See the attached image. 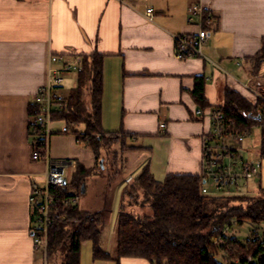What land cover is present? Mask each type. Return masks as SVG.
Returning a JSON list of instances; mask_svg holds the SVG:
<instances>
[{
  "label": "crops",
  "instance_id": "1",
  "mask_svg": "<svg viewBox=\"0 0 264 264\" xmlns=\"http://www.w3.org/2000/svg\"><path fill=\"white\" fill-rule=\"evenodd\" d=\"M198 2L214 17L204 51L221 69L175 57L172 35L197 32L188 8ZM147 8L154 10L153 23L142 16ZM263 45L264 0H0V264L40 259L29 196L44 165L31 159L29 113L47 83L49 54L69 62L94 52L104 56L103 130L131 136L127 144L138 150L121 154L129 153L128 161L147 154L144 167L163 182L170 174L200 173L201 136L211 122L196 115L201 108L191 94L195 78L205 77L208 110L223 103L227 88L249 98L223 71L264 90V62L253 75L248 61ZM72 76L77 84L78 75ZM58 136L64 135L52 137L51 157L81 163L76 138L69 146L68 138ZM81 164L93 167L94 156L91 166Z\"/></svg>",
  "mask_w": 264,
  "mask_h": 264
},
{
  "label": "trees",
  "instance_id": "2",
  "mask_svg": "<svg viewBox=\"0 0 264 264\" xmlns=\"http://www.w3.org/2000/svg\"><path fill=\"white\" fill-rule=\"evenodd\" d=\"M79 58L83 71L66 98L64 111L56 113L53 120L64 123L67 128L65 133L57 132V135L75 136L78 144L92 151L96 164L86 168L75 162L73 173L66 179V190L51 189L57 215L65 219H56L50 228L47 264H55L57 256H60L57 264H81V249L85 242H92L94 261H114L116 264L125 259L145 260L151 264H264V232L260 233L264 230V188H259L260 195L256 198L204 195L199 174H170L163 182H158L151 175L149 165L123 192L116 228V257L101 247V213L85 212L78 205H66L64 201L76 199L82 193L86 179L96 170L106 169L100 157L102 150L108 152L116 146L121 153L138 148L127 144L126 138L131 136L108 135L103 130L104 56L94 52ZM248 61L252 65V74L257 75L264 62V45ZM86 88L88 100L85 99ZM205 88V77H196L191 94L202 110L209 108ZM223 98L217 109L223 113L225 128L230 134L239 132L246 138L264 122L260 117V102L254 105L230 88L225 89ZM80 127L84 128L83 133L79 132ZM260 130L259 156L264 164V128ZM29 136H32L30 132ZM31 141L34 145L35 140L31 138ZM128 195L143 197L142 213L129 210ZM229 201L248 204L245 208L229 207ZM146 208L151 210L150 213L145 212ZM244 225H249L252 233L241 242L232 230ZM225 229L227 232L223 234Z\"/></svg>",
  "mask_w": 264,
  "mask_h": 264
},
{
  "label": "built area",
  "instance_id": "3",
  "mask_svg": "<svg viewBox=\"0 0 264 264\" xmlns=\"http://www.w3.org/2000/svg\"><path fill=\"white\" fill-rule=\"evenodd\" d=\"M142 14V13H141ZM189 23L198 29L196 33L189 35H172L175 43V57L183 61L190 58L202 59L216 68L220 66L205 54V47L209 38V27L214 21L212 12L202 2L191 4L188 8ZM146 21L153 23L154 10L147 8L142 14ZM240 66V63L238 64ZM83 71L79 62H69L62 55L49 54L47 64V83L41 87L33 97L31 112L29 115V127L31 138V159L44 165V172L37 177L43 182V186L33 184L29 203L33 218L32 236L36 250L41 254L43 264H47L50 228L54 221L64 220L59 218L56 211V199L51 189L66 190V172L69 168H75V162L64 159H54L50 155V144L57 132L53 129V120L56 113L64 111L66 97L62 89L67 78L78 75ZM225 75L232 78L235 84L242 87L248 94V101L254 105L262 104L261 114L264 118V90H256L249 82H242L229 73ZM199 118H209L211 130L201 136V169L200 177L203 180L202 193L208 194V182L217 186H238L251 180L260 179L264 170L262 161H249L241 155L239 148L245 141L244 135L237 132L230 134L225 128L223 113L218 110H198ZM165 124L160 125L164 129ZM264 128V122L258 126ZM66 127L61 132L65 133ZM131 182V181H130ZM66 205H75V199L64 201ZM227 229L223 234H226ZM219 240V239H218ZM218 240L215 242L217 243ZM250 262L251 259L248 258Z\"/></svg>",
  "mask_w": 264,
  "mask_h": 264
},
{
  "label": "rangeland",
  "instance_id": "4",
  "mask_svg": "<svg viewBox=\"0 0 264 264\" xmlns=\"http://www.w3.org/2000/svg\"><path fill=\"white\" fill-rule=\"evenodd\" d=\"M75 87V76H71V78H69V80L65 82L64 90L62 91V93L67 98L70 95L71 90ZM85 99H89L88 88H86L85 90ZM63 127H65V124L59 121H56L53 124V129L55 131L61 132ZM78 130L80 133L84 132L83 127H80ZM58 137L68 138L70 140L69 146H73V139L71 138H76L73 135H65ZM260 137L261 130L259 128H255L253 130V133L245 138L244 144L239 148V151L241 152L243 158L254 162L261 161L259 156ZM74 146V148H76V150L81 153V155L79 156L81 163L86 166H91L93 162L92 151L85 145H80L76 142L74 143ZM117 150L116 146L111 147L108 152L102 150L100 157L103 158L106 169L102 172H98L99 170H96L93 176L87 178L84 186L85 193H81L75 199V204L78 205L79 208L83 211H87L90 213H101V215L103 216L101 247L113 258L116 257V228L118 216L120 213V207L123 199V192L127 187H129L128 185L130 181L140 175L144 165L148 161V155L141 153H135L130 159V161H128L127 156L129 153L123 156L120 151ZM73 170V168L67 169L66 176L70 177V175L73 173ZM262 175L263 176H261L262 178L260 179L251 180L248 183H241L238 186L225 185L219 187L213 182H208L207 187L209 189V194L216 197L256 198L260 195L259 188H264V170ZM36 182L39 186H43L42 180L38 179L36 180ZM126 204L129 210L131 211L137 213H142L143 211L141 209V204H143L142 196L137 197L135 195H128L126 198ZM247 204L248 203H246L245 201H229L228 206H243L245 208L247 207ZM150 211L151 210H149L148 208L145 209L146 213H150ZM232 232L239 239V241L244 242L251 235L252 228L249 225H244L243 227H234ZM263 232V229L260 230L261 234ZM38 255H40V259H38L37 264H43L41 254ZM55 261V264L59 263L60 256H57L55 258ZM81 264L116 263L114 261H94L92 242H85L83 243L81 249Z\"/></svg>",
  "mask_w": 264,
  "mask_h": 264
},
{
  "label": "water",
  "instance_id": "5",
  "mask_svg": "<svg viewBox=\"0 0 264 264\" xmlns=\"http://www.w3.org/2000/svg\"><path fill=\"white\" fill-rule=\"evenodd\" d=\"M102 164H103V162L101 161L100 162V165L102 166ZM82 193H85V190L84 189L82 190Z\"/></svg>",
  "mask_w": 264,
  "mask_h": 264
}]
</instances>
